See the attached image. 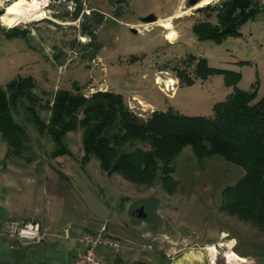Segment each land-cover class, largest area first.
<instances>
[{"label": "rangeland", "instance_id": "1", "mask_svg": "<svg viewBox=\"0 0 264 264\" xmlns=\"http://www.w3.org/2000/svg\"><path fill=\"white\" fill-rule=\"evenodd\" d=\"M200 1L49 0L35 19L11 27L0 19V86L29 75L43 102L51 101L56 90H74L76 85L85 95L97 90L122 94L139 117L167 109L210 117L213 103L224 100L231 87L220 74L201 79L195 63L203 58L209 67L239 72L237 87L242 90L257 82V97L262 96L264 9L245 22L237 36L200 40L193 24L210 21L217 26L215 9L226 0ZM8 7L30 8L32 2L0 0V15ZM175 12L180 13L175 17ZM173 13L176 35L169 40L159 23ZM147 15L156 20L141 21ZM178 75H188L193 84L186 85ZM168 83H173V91L166 88ZM40 116L46 119L47 112L40 111ZM16 119L23 121L21 115ZM25 126L34 151L30 163L23 158L3 160L6 144L0 136V264L20 259L22 264L27 251L41 245L42 238L24 243L3 232L6 222L31 218L47 220L52 237H63L66 230L77 233L78 226L105 224L118 230L119 225H140L149 230L148 239L164 249L194 248L208 254V246L217 245L214 264H264V226L219 211L222 188L241 176V168L216 155L198 161L186 146L175 160L176 190L168 194L158 184L138 185L121 174H108L93 157L83 163L80 129L65 138L70 155L52 158L50 139L39 136L33 125ZM142 204L146 217L133 223L130 217ZM229 250L246 262L226 256Z\"/></svg>", "mask_w": 264, "mask_h": 264}, {"label": "trees", "instance_id": "2", "mask_svg": "<svg viewBox=\"0 0 264 264\" xmlns=\"http://www.w3.org/2000/svg\"><path fill=\"white\" fill-rule=\"evenodd\" d=\"M215 10L217 26L210 21L193 24L198 39L218 42L237 36L240 25L259 11L252 0H226ZM195 67L201 79L220 74L231 87L224 100L213 104L210 117L172 109L139 117L122 94L97 90L85 95L76 85L74 90H56L51 101L43 102L34 92L33 77L18 76L0 86V136L6 144L3 160H33L26 123L50 139L52 158L70 155L65 138L80 129L83 163L93 157L108 174H121L138 185L158 184L171 194L177 187L175 160L189 146L198 161L216 155L242 169L233 184L222 188L219 211L264 226V93L257 97V82L249 90L238 88L239 72L209 67L203 58ZM178 77L186 85L194 82L188 75ZM40 111L47 112L46 119ZM18 115L23 121H17ZM20 263L21 259L9 264Z\"/></svg>", "mask_w": 264, "mask_h": 264}, {"label": "crops", "instance_id": "3", "mask_svg": "<svg viewBox=\"0 0 264 264\" xmlns=\"http://www.w3.org/2000/svg\"><path fill=\"white\" fill-rule=\"evenodd\" d=\"M260 11L263 10H259L258 12ZM179 13L180 12L178 13L175 12V17L178 16ZM172 15H174V13L168 17L170 19L171 24H172V20H171ZM258 15L259 14H257L253 19H249V20H254ZM243 24H241L240 27ZM159 25L161 24L159 23ZM161 26L163 27V25ZM172 29L176 35V31L174 30L173 25H172ZM167 30L168 29H166V32ZM131 218L132 217H130V219ZM36 221H38L41 225L42 243L41 245L35 246V248L31 249L30 251H27L28 254L27 257L25 258L26 263L23 262L22 264H67L69 258L75 255L78 251V237L84 232H97L100 230L103 231V235L106 238L112 240L116 244V246L113 249H105V248L100 249L102 255L112 263H120V264H214L215 263V261L212 259V255L209 249H208L209 253L207 254L206 252L197 251V249L194 248L187 250H178V248H174L175 246H171L170 249H164L163 247H159L158 245H156L155 243H153L151 240L148 239L149 230L147 228L139 227L140 225H134V227H131L130 229L127 225L125 227L119 225L118 230L109 229L108 226L105 224H101L99 227L96 228H87L85 226L84 227L78 226L80 231L77 233L74 232V230L73 231L66 230L63 232L64 233L63 237L61 236L52 237L50 234H48L47 232L48 230L46 229L47 220L42 219V221H39L37 219ZM131 221L133 223H138L132 219ZM6 237H10V236L7 235ZM24 243H31V241L29 242L25 241ZM54 249L56 251V253L54 254L55 257L51 254ZM58 250H60L59 255H57Z\"/></svg>", "mask_w": 264, "mask_h": 264}, {"label": "built area", "instance_id": "4", "mask_svg": "<svg viewBox=\"0 0 264 264\" xmlns=\"http://www.w3.org/2000/svg\"><path fill=\"white\" fill-rule=\"evenodd\" d=\"M259 10L264 9V0H256ZM166 88L173 91V83ZM4 233L22 241L35 242L41 238L40 224L34 219L29 221H10L3 227ZM116 244L103 235V231L84 232L78 237V251L71 256L67 264H120L108 261L100 252L101 248L113 249Z\"/></svg>", "mask_w": 264, "mask_h": 264}, {"label": "bare ground", "instance_id": "5", "mask_svg": "<svg viewBox=\"0 0 264 264\" xmlns=\"http://www.w3.org/2000/svg\"><path fill=\"white\" fill-rule=\"evenodd\" d=\"M32 7L30 8H6V10L0 15L1 21L6 24V26H14L17 25L20 22L31 20L37 18L36 15L39 13V10L41 9L40 6H47L49 0H31ZM210 0H202L199 4H207ZM160 24L163 25L167 30L166 37L168 39H173L175 32L172 29V24L170 22L169 18H165L164 20L160 21ZM219 246L224 245L223 243H219ZM209 251L211 252L212 259L214 260V257L216 256L217 252V245H210ZM229 258H233L236 260H239L242 262H246V259L244 257L238 256L233 250H229L227 255ZM214 262V261H213Z\"/></svg>", "mask_w": 264, "mask_h": 264}, {"label": "water", "instance_id": "6", "mask_svg": "<svg viewBox=\"0 0 264 264\" xmlns=\"http://www.w3.org/2000/svg\"><path fill=\"white\" fill-rule=\"evenodd\" d=\"M199 0H188L189 5H195L198 3ZM154 20H156V17L153 15H147L146 17H143L141 19V21L145 22V23H150L153 22ZM133 32H135L134 29H132ZM146 217V213L144 211V206L141 205L138 208H136L133 213H132V218L134 221L136 222H140L143 219H145Z\"/></svg>", "mask_w": 264, "mask_h": 264}, {"label": "flooded vegetation", "instance_id": "7", "mask_svg": "<svg viewBox=\"0 0 264 264\" xmlns=\"http://www.w3.org/2000/svg\"><path fill=\"white\" fill-rule=\"evenodd\" d=\"M142 205H143V204H142ZM140 206H141V205H140ZM143 206H144V205H143ZM137 208H138V207H137ZM135 209H136V208H135ZM135 209H134V210H135Z\"/></svg>", "mask_w": 264, "mask_h": 264}]
</instances>
